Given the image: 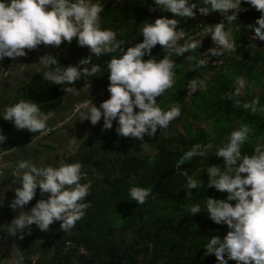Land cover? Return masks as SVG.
<instances>
[{
    "label": "trees",
    "instance_id": "16d2710c",
    "mask_svg": "<svg viewBox=\"0 0 264 264\" xmlns=\"http://www.w3.org/2000/svg\"><path fill=\"white\" fill-rule=\"evenodd\" d=\"M194 2L203 6L201 0ZM101 4L104 8L100 14L101 29L116 31L117 40L126 42L121 46L125 50L143 40L145 22L150 23L159 16H174L159 8L150 10L154 7L152 0H101ZM242 8L245 10L238 14L236 21H224L225 29L231 30L232 38L239 44L240 53L216 56L208 53L207 56L208 49L202 46L183 55L176 56L172 52L170 58L176 62L173 69L175 82L157 97V104L163 110L178 105L181 115L172 120L166 129L158 128L153 136L145 134L141 141L118 135L117 121L113 122L111 129H104L101 118L93 127V136L82 144L76 156L67 161L68 164L80 162L83 167L89 168V179L93 184L83 202L90 203V207L67 232L61 229L60 221L52 225L55 246L52 261L34 260L37 250L34 240L37 237L42 240L46 232L35 223L31 225L30 233L25 230L23 235L27 241L26 250L29 251L25 264H217L214 254L205 255V246L213 235L223 238L229 231L228 226L215 223L206 209L192 215L190 207L196 203L203 206L207 197L224 199L228 195L214 187L207 188V169L212 165L224 166L223 158L217 157L215 150L226 142L233 130L245 125L251 129L249 140L242 145V155L253 154L255 145L264 143V110L253 112L243 108L245 102H251L255 97H259L257 108H264V41L256 40L249 46L246 41L248 35L254 32L250 25L255 24L261 12L246 2ZM195 11V18L175 17L179 21L177 31L191 30L200 22L208 28L223 19L219 12L202 16L198 9ZM167 53L159 44L152 49L153 58L157 60ZM120 54V49H117L100 57L93 56L92 62L99 64L101 70L94 76L82 74L74 84L52 83L44 78L48 69L43 67L29 87H23L22 98L19 99L37 102L42 112L50 113L63 104L64 97L69 93L65 91L68 87L80 89L87 84L104 82L105 86L108 85L107 62L112 56ZM89 55L92 54L88 47L79 46L77 39L70 44L65 41L52 53L57 61L52 68L76 65L81 58ZM220 57L222 65L212 64ZM149 58L147 55L143 57L144 60ZM8 59L5 57L0 63ZM200 59L210 62L196 67ZM238 77L245 80V86L240 95L228 99L227 93L239 87ZM193 79L205 83L202 87L198 86L190 100L186 101ZM236 100L241 103L237 104ZM134 110L139 111L138 108ZM9 124L12 128L3 130L7 139L0 144V152L29 142L40 134L27 129L18 130L11 121ZM197 143H212L213 149L207 156L193 157L181 165L182 170L188 171L193 178L201 179L204 184L193 189L189 198L186 196V177L180 174L176 162ZM86 180L81 178L80 183ZM133 186L151 188L152 194L144 204L138 205L131 200L130 189ZM49 195L41 194L38 188L27 211ZM6 217L9 228L10 217L0 209L1 227L2 219ZM68 240L74 241L76 246L68 248ZM79 245L86 248V254L79 253ZM228 264H236V261L229 260Z\"/></svg>",
    "mask_w": 264,
    "mask_h": 264
},
{
    "label": "clouds",
    "instance_id": "9594fccd",
    "mask_svg": "<svg viewBox=\"0 0 264 264\" xmlns=\"http://www.w3.org/2000/svg\"><path fill=\"white\" fill-rule=\"evenodd\" d=\"M245 2L261 12L255 24L250 25L254 32L246 38L247 44L253 45L256 40L264 41V0H201L203 6H198L194 0H152L154 7L150 10L159 8L174 16H159L150 23L145 22L142 28L143 40L125 50L121 46L126 42L117 40L116 31L100 27V14L104 11L101 0H0V60L5 57H20V60L27 55V50L36 49L41 44L59 47L65 41L70 44L77 39L78 45L88 47L92 55L81 58L76 65L63 68H52L57 63L52 55L41 56L38 63L48 69L44 72L45 79L54 84H74L82 74L94 76L101 70L99 64L92 62L93 56L100 57L120 49L121 54L112 56L107 62L110 83L91 98L81 100H89L84 108L86 111L81 109L74 113V106L81 101L75 103L70 118L61 121L62 127L54 132L63 128L66 122L79 113L81 120L87 119L94 126L103 117L104 129H111L113 122L117 121L118 135L143 141L145 134L155 135L158 128L166 129L172 120L181 115L178 105L163 110L157 104V97L175 82L173 69L176 62L170 58L172 52L178 56L202 46L208 49L207 56L208 53L213 56L240 53L241 48L232 38L231 30L225 29L224 21H236L238 14L245 10L242 8ZM197 9L202 16L213 11L219 12L223 19L208 28L200 22L191 30L177 31L179 21L175 17L195 18ZM74 37L76 39L73 40ZM157 44L164 46L168 56L159 60L153 58L152 49ZM146 55L150 58L144 60ZM209 62L207 59H200L196 67L206 66ZM222 62L220 57L213 60L212 64L220 66ZM204 83L191 80V91L185 100L189 101L197 87H202ZM245 83L243 78L238 77L239 87L234 92L227 93L228 99L240 95ZM107 90L110 98L99 106L94 104L93 101L104 96ZM65 91L77 92L72 87ZM236 103L241 102L236 100ZM258 104L259 97H255L251 102H245L243 108L253 112L264 110L258 109ZM136 108L139 111H135ZM50 115L51 113L42 112L37 102L22 99L4 109L3 119L11 121L18 130L27 129L32 133L39 132L40 137H47L49 135L43 134L48 130ZM250 131L247 125L233 130L226 142L215 150V155L223 158L224 166H208L207 188L214 187L217 191L227 192L226 198L207 197L203 206L196 203L190 207L192 215L206 209L215 223L228 226L229 231L223 238L213 235L205 246V255L214 254L217 264H228L229 260H235L236 264H264V143H257L253 154L242 155L241 148L249 140ZM6 139L0 130V144ZM77 140H72L70 144L74 146ZM212 149V143H197L176 162V168L186 177L185 189L189 198L193 189L204 184L201 179L193 178L188 171L182 170L181 165L191 161L193 157L207 156ZM82 167L80 162L37 166L22 159L18 164V170H23L18 179L21 186L15 189L11 208L22 209L35 197L38 188L41 194L50 195L47 199L38 200L30 211H20L10 223V234H19L22 238L25 230L30 233L31 225L35 223L54 242L52 225L55 222L60 221V227L65 232L72 229L90 207V203L83 201L93 183L89 179V168ZM84 172L87 176H83ZM81 178L87 180L82 184ZM151 194V188L133 186L130 189L131 200L138 205L144 204ZM75 246L74 241H67L68 248ZM78 249L79 253H87L83 245H79Z\"/></svg>",
    "mask_w": 264,
    "mask_h": 264
},
{
    "label": "crops",
    "instance_id": "0c3cea01",
    "mask_svg": "<svg viewBox=\"0 0 264 264\" xmlns=\"http://www.w3.org/2000/svg\"><path fill=\"white\" fill-rule=\"evenodd\" d=\"M57 48V46L41 44L36 49L27 50V55L18 61L10 74H0V130H11L12 127H9L10 121L3 119L4 109L18 102L22 98L20 96H22L23 87H29L28 85L41 72L43 66L38 65L39 58L46 54L52 55ZM102 84H87L80 89H76V93L68 94L64 99L63 105L57 106L50 111L51 115L47 126L66 120L71 115L73 105L97 94L106 87L105 82ZM108 98H110V93L107 90L104 96L97 97L93 103L99 106ZM82 111H86V109ZM92 136L93 125L87 119L81 120L78 113L70 121L66 122L63 128L51 135L47 137L38 135L29 142L4 150L3 173L0 176V209H3L8 214L10 223L15 216L20 214V211H27L33 201L32 199L22 209L14 210L11 208V202L15 197V189L21 186L18 179L23 172L21 170V175L15 176L13 174L15 166L22 159L29 160L37 166L68 164V159L76 156L82 148V144ZM74 139L78 140L73 146L70 142ZM2 220L3 226L1 228L4 235V245L0 248V264H25L27 253H29L26 250L27 241L25 236L23 235L21 238L19 234L11 235L7 226L9 220L7 217ZM34 242V247H37L34 260L44 259L45 261H52L55 255V246L52 239L48 238V236H44L42 240L37 237Z\"/></svg>",
    "mask_w": 264,
    "mask_h": 264
},
{
    "label": "built area",
    "instance_id": "2783aa9c",
    "mask_svg": "<svg viewBox=\"0 0 264 264\" xmlns=\"http://www.w3.org/2000/svg\"><path fill=\"white\" fill-rule=\"evenodd\" d=\"M102 5V4H101ZM103 7V5H102ZM183 38V37H182ZM253 38V36H252ZM76 39L75 37L73 38V40ZM201 39V38H200ZM181 40V39H180ZM179 43V40L177 42V45ZM168 56V55H167ZM20 57H17L15 59L13 58H10L9 61L7 63H0V74H4V75H8L12 72L15 64L17 63V61L19 60ZM89 103V100H85V101H81L79 103H77L75 106H74V113H77L79 112L81 109H84L86 108L85 106ZM70 118V117H69ZM63 125V122H60V123H57L55 125H52V126H48L47 127V131L45 134L43 135H50L51 133H53L55 130L59 129L60 127H62ZM5 154V151L4 152H0V176L2 175L3 173V155ZM85 175L83 176H87V173L84 172ZM13 174L15 176H19L21 175V170H18V165L15 166V168L13 169ZM69 244H72V242H69ZM4 245V235H3V232H2V228L0 226V248L3 247ZM82 251L84 250V248L82 247L81 248Z\"/></svg>",
    "mask_w": 264,
    "mask_h": 264
},
{
    "label": "rangeland",
    "instance_id": "374dc122",
    "mask_svg": "<svg viewBox=\"0 0 264 264\" xmlns=\"http://www.w3.org/2000/svg\"><path fill=\"white\" fill-rule=\"evenodd\" d=\"M68 94H69V93H67L66 96H68ZM66 96H65V97H66ZM18 97H19V96H18ZM65 97H64V99H65ZM64 99H63V102H62L63 104H64ZM63 104H61V105H63ZM93 127H94V125H93Z\"/></svg>",
    "mask_w": 264,
    "mask_h": 264
}]
</instances>
